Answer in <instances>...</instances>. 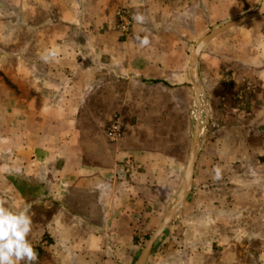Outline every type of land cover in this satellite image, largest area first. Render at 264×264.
Wrapping results in <instances>:
<instances>
[{
    "label": "crops",
    "instance_id": "crops-1",
    "mask_svg": "<svg viewBox=\"0 0 264 264\" xmlns=\"http://www.w3.org/2000/svg\"><path fill=\"white\" fill-rule=\"evenodd\" d=\"M258 5L259 0H0V200L15 211L27 209L28 239L38 254L33 264H131L136 231L150 217L140 200L139 175L133 186L122 181L114 152L96 148L79 130L86 101L119 94L120 80L127 82L126 96L131 84L146 79L148 64L161 86L188 83L181 71L189 43L166 40L164 32L189 35L202 20L219 25ZM120 8L145 17L144 23L135 21L133 36L153 31L154 40L141 46L119 36L114 27ZM145 48L154 55L143 60ZM175 48L178 56L163 52ZM201 53L199 74L209 101L224 112L207 149L226 156L224 146H240L241 156H264V22L226 32ZM173 56L178 68L171 62L164 69ZM6 113L10 134L3 128ZM4 145L11 146L8 156L1 155Z\"/></svg>",
    "mask_w": 264,
    "mask_h": 264
},
{
    "label": "rangeland",
    "instance_id": "rangeland-1",
    "mask_svg": "<svg viewBox=\"0 0 264 264\" xmlns=\"http://www.w3.org/2000/svg\"><path fill=\"white\" fill-rule=\"evenodd\" d=\"M261 2L259 0L254 12L244 13L219 25L202 20L196 23L195 31L189 35L164 32L166 40L181 38L189 43L188 48L183 50L185 65L181 71L187 75L188 83L183 81L161 86L152 78L154 66L148 64L144 71L146 79L131 84L126 96H123L122 89L126 88L127 82L120 80L117 82L119 94L96 96L86 101L79 130L94 139L96 148L99 145L114 152V156H117L116 167L123 172L122 181L133 186L139 175L140 200L150 217L136 231L133 239L136 250L131 264H137L154 232L168 219L182 197L190 173L193 149L198 146L194 142L195 125L192 118L197 93H201L205 105L202 116L204 131L192 181L185 201L155 240L145 264H264V156H241L240 146H233V150L229 145L224 146L226 156H218V148L207 149L208 138L212 134L217 135L219 130L214 124L222 121L220 114L224 112L219 110L218 103L213 108L200 74L203 90L199 91L194 86L189 65L195 44L203 36L228 22L259 12ZM123 10L128 11L132 23L126 34L118 28L117 13ZM133 14L129 8L116 10L114 30L119 36L131 39L144 37L137 32L133 36ZM214 20L217 18H210V21ZM257 21L264 22V15L226 32L240 30L242 26ZM154 34L152 31L146 36L154 40ZM9 36L6 37L7 41L10 40ZM141 50L139 55L143 60L154 55L152 49ZM163 52L178 56L177 48L164 49ZM171 62L178 68V58L174 57L172 60L167 58L164 69H168ZM130 66L142 67L141 64ZM243 84L246 89L251 86L247 81ZM3 90L6 91L5 87ZM238 101L243 103L245 99L237 98ZM127 103L130 104L128 107ZM231 103L232 100L228 102ZM114 116L122 118L124 128L121 138L111 142L105 132ZM3 117L4 130L12 131L11 114H3ZM128 137L133 140L129 142ZM10 148L4 145L1 155L8 156ZM205 149L208 150L207 156Z\"/></svg>",
    "mask_w": 264,
    "mask_h": 264
},
{
    "label": "clouds",
    "instance_id": "clouds-1",
    "mask_svg": "<svg viewBox=\"0 0 264 264\" xmlns=\"http://www.w3.org/2000/svg\"><path fill=\"white\" fill-rule=\"evenodd\" d=\"M133 20L144 23L145 17L136 13ZM137 39L142 46H147L150 42L147 36ZM31 228L32 219L27 209L15 211L5 207L4 201L0 200V264H33L37 260L38 254L28 239Z\"/></svg>",
    "mask_w": 264,
    "mask_h": 264
},
{
    "label": "water",
    "instance_id": "water-1",
    "mask_svg": "<svg viewBox=\"0 0 264 264\" xmlns=\"http://www.w3.org/2000/svg\"><path fill=\"white\" fill-rule=\"evenodd\" d=\"M264 15V0H262L261 2V6H260V10L257 13L254 14H249L246 16H243L241 18H238L236 20H233L231 22L226 23L225 25H222L216 29H214L213 31H211L210 33H208L207 35L203 36L196 44L195 47L193 49V52L190 56V61H189V65H190V73H191V78L192 81L194 83V86L199 90L202 91L203 88L200 84V79H199V56L201 51L203 50V48L209 44L213 39H215L217 36H219L220 34L226 32L227 30L239 26L242 23H245L251 19H255L258 17H261ZM196 141L198 142V131L196 129L195 126V136H194V142L196 143ZM199 143L198 142V146L194 147L193 149V153H192V158L190 160V166H189V175L188 178L185 181V186L183 189V194L181 199L177 202L176 206L174 207V209L172 210L170 216L168 217V219H166L164 222H162L159 227L157 228V230L154 232V234L152 235V237L150 238L146 248L144 249L142 255L140 256V259L138 260L137 264H145L147 261V258L149 256V253L152 249V246L155 242V240L157 239V237L159 236V234L161 233V231L168 226V224L171 222L172 218L175 216L178 207L185 201L186 199V195H187V191L189 188V185L192 181V173L194 171V166H195V161L197 158V153L199 151Z\"/></svg>",
    "mask_w": 264,
    "mask_h": 264
},
{
    "label": "built area",
    "instance_id": "built-area-1",
    "mask_svg": "<svg viewBox=\"0 0 264 264\" xmlns=\"http://www.w3.org/2000/svg\"><path fill=\"white\" fill-rule=\"evenodd\" d=\"M117 17L119 30H121L122 33H128L132 26L128 11L123 10L118 12ZM123 127L124 123L122 118L119 116H114L106 128V138L111 142L118 141L123 134Z\"/></svg>",
    "mask_w": 264,
    "mask_h": 264
},
{
    "label": "bare ground",
    "instance_id": "bare-ground-1",
    "mask_svg": "<svg viewBox=\"0 0 264 264\" xmlns=\"http://www.w3.org/2000/svg\"><path fill=\"white\" fill-rule=\"evenodd\" d=\"M204 110H205V105L202 101L201 93H197L196 100H195V106H194L193 113H192V118L194 121V125L196 126V129L198 131V142L202 138L203 131H204V125L202 123L203 122L202 116H203ZM198 142L196 141L197 144Z\"/></svg>",
    "mask_w": 264,
    "mask_h": 264
}]
</instances>
